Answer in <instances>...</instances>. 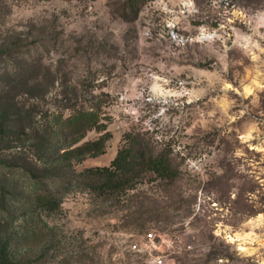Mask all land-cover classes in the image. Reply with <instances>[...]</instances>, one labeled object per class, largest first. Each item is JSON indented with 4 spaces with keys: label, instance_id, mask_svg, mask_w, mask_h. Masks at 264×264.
<instances>
[{
    "label": "rangeland",
    "instance_id": "374dc122",
    "mask_svg": "<svg viewBox=\"0 0 264 264\" xmlns=\"http://www.w3.org/2000/svg\"><path fill=\"white\" fill-rule=\"evenodd\" d=\"M124 1L0 0V264H264V0H149L132 20ZM74 102L105 153L72 157ZM130 130L176 180L65 192ZM40 191L60 207L34 209Z\"/></svg>",
    "mask_w": 264,
    "mask_h": 264
},
{
    "label": "trees",
    "instance_id": "16d2710c",
    "mask_svg": "<svg viewBox=\"0 0 264 264\" xmlns=\"http://www.w3.org/2000/svg\"><path fill=\"white\" fill-rule=\"evenodd\" d=\"M148 1L125 0L118 8L121 9L119 14L125 20H132ZM77 106V102L69 104L71 114L67 119L60 120L63 125L61 129L68 131L73 138L72 144L78 143L71 149L72 157L84 158L105 153L112 133L98 113ZM91 130L100 133L98 137L81 142ZM148 174L173 181L179 177L180 169L173 161L171 150L163 148L158 151L141 133L130 130L124 133L121 145L108 165L86 167L79 171V180L67 179L62 186L65 192H70L76 185H83L121 197L130 194L136 188L138 180ZM34 200L33 207L38 210L55 211L61 205V199L48 191L37 192Z\"/></svg>",
    "mask_w": 264,
    "mask_h": 264
}]
</instances>
